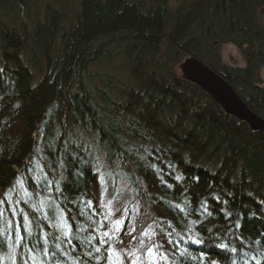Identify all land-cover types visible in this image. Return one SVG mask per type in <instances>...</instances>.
Listing matches in <instances>:
<instances>
[{"label":"trees","instance_id":"1","mask_svg":"<svg viewBox=\"0 0 264 264\" xmlns=\"http://www.w3.org/2000/svg\"><path fill=\"white\" fill-rule=\"evenodd\" d=\"M175 4L0 0V190L9 186L0 191V264H41L32 252L43 240L63 245L62 264H129L135 254L140 260L132 264H161L166 251L169 264H194L179 243L185 233L157 221L167 212L180 227L176 205L188 198L210 206L202 218L208 239L227 235L224 219L247 241L224 243L227 252L239 261L255 253L264 235V208L256 202L264 198L263 180L240 179L237 195L217 204L194 190L211 194L220 190L209 188L217 180L230 186L240 167L264 178V133L225 115L176 68L197 57L264 118V0ZM224 44L240 49L246 67L224 68ZM213 149L228 159L216 178L205 168ZM195 163L206 182L188 181ZM13 175L23 183L8 184ZM183 177L181 190L175 183ZM128 203L132 217L143 211L148 230L126 242L125 225L108 214L110 206L128 214ZM142 234L160 248L135 245Z\"/></svg>","mask_w":264,"mask_h":264},{"label":"bare ground","instance_id":"2","mask_svg":"<svg viewBox=\"0 0 264 264\" xmlns=\"http://www.w3.org/2000/svg\"><path fill=\"white\" fill-rule=\"evenodd\" d=\"M21 46L22 45H20V47ZM190 57H195V56H192V55L188 56L187 58L178 62V65L176 68L177 69L176 75L179 78L185 80L187 83H189L195 87H198L204 94L209 96L211 98V100L214 101L221 108L222 112L225 115H229L230 117L236 119L237 121H239L243 124H246L250 128V130L255 133V131H253L247 123L240 121L238 118L234 117L231 114H228L223 109V107L212 96H210L208 93H206L204 90H202L196 83H194V82H192V81H190V80H188L182 76L180 66L186 61V59H188ZM195 58H197V57H195ZM224 68H231V67L225 66ZM216 73L222 74L220 71H216ZM229 84L235 91H237L232 86L231 83H229ZM220 115H222V114H220ZM256 133H258V132H256ZM32 146L36 147L35 144H33ZM205 150L207 151V149H205ZM206 159L208 160V163L205 165V168L209 169L212 166V170H211L213 172L212 176L215 178L217 176L221 175V169L227 168L228 159L226 160V159H224V156L218 155L215 149H213L212 151H210L208 153V155L206 156ZM29 160L30 159L27 158L26 162H29ZM26 167H27V163L22 169L19 170V172L20 173L23 172V170ZM203 169H204V167L198 163L192 164L188 174L193 172L195 174V179L188 180V181L191 183V182L197 180L196 182H198L201 179L202 182H206L205 178H200L201 177L200 172ZM254 174H256V173H254ZM258 174L256 177V176H253V174H251L249 172L244 173L243 167L242 168L240 167V168H238V171L234 172L233 176L229 177L230 186H227V184L222 183L219 180H217L216 183L209 182L210 183L209 188H212L211 187L212 185H217L218 188H220V190H215V191H213V193L209 194V192H210L209 189L205 188L204 191L194 190V194L199 195L200 193H205V195H210V197L212 196L211 201H214L215 202L214 204H217V203H220L227 198L235 197L237 195L236 190L239 188L238 187L239 180L244 178V179H247L248 182H253V180H255V181H258V180L262 181L263 180L262 182L259 181L260 183L257 185L262 189V191H263L262 193L264 195L263 174L262 173H258ZM173 176H174V174H173ZM224 176L225 177H223V176L222 177L224 179H226L227 178L226 175H224ZM188 178H189V175H188ZM10 181L11 182H8V184H11L14 182L23 183L22 179L19 177V175H17V176L13 175V178H11ZM186 182H187V180H184V177H183L182 180L180 182L175 183V185L178 188H180L181 190H183L186 186ZM255 187L259 189V187H257V186H255ZM8 188H9V186L7 185L6 187H4V190H0V191H2V192L7 191ZM78 196L79 195H77V197ZM30 197L31 196H29L28 198H30ZM73 199H77V198L76 197H67V202H70V200H73ZM256 202L258 203V205H260V207L264 208V198L258 199ZM71 205L74 208L73 212H75L74 210L77 209V207L79 205L78 202H73V204H71ZM178 206H179V209L177 208ZM197 206H198V208H197ZM176 208L179 211L180 227H178V226L176 227L175 221L171 222L170 219H157V221H158V223L168 224L169 225L168 228H170V229L173 228L174 232H177L180 234L185 233L186 239L183 238L182 240L179 241V243L182 242V244L185 245L183 247L184 251H185V256H187L191 260H193L194 264H196V263L197 264H263V262H264V245H262V244L264 241V235L262 237L263 241L260 239L254 241L253 245H257V247H258L257 250L255 251V253H252L249 256H246L242 260L239 261V259L236 255H232V254L227 252L226 244L230 245V242H232V243L234 242L236 245L239 246V245H246L247 241L242 235L232 233L230 231V228L232 226L231 222H228V221L223 219V224H224V227H225L226 232H227L226 236L225 235L221 236V233H219V232L215 233V235H218V236H215L214 238L208 239L205 236L206 232L210 231L209 229L206 230V228L203 225L205 220L202 219L203 217H207V218L210 217L209 215H206V212H204V210L208 211L210 209V206L207 203L206 199L201 198L196 204H194L190 198L186 199L185 201L181 200L176 205ZM116 210L118 212V216L115 218V215H113L111 213V208H109V214H108L109 217L111 218V220L115 219L114 222H116L117 225H119L121 227L123 225H125V227H126V225L128 224V220L130 219V217H132V214H133L132 213L133 212L132 203H128V207H127L128 214H125V211L122 209V207H120ZM226 214L228 215L229 212H226ZM124 215H125V217H124ZM220 217H222V216L220 215ZM43 243L44 244H43L42 250H40L39 252L33 251L32 252L33 256L38 258L41 261L40 262L41 264H62L61 262H59V260H60V257L64 255L62 247H61L63 245L62 244L56 245V242H49V241H45V240H43ZM224 243H226V244H224ZM109 255H110V252L108 251L107 256H109ZM213 258H215V259L210 260ZM28 259H29V257H28ZM110 260H113V259H110ZM160 263L169 264L167 261L166 262L161 261ZM28 264H34V263L31 261ZM115 264H116V261H115Z\"/></svg>","mask_w":264,"mask_h":264},{"label":"water","instance_id":"3","mask_svg":"<svg viewBox=\"0 0 264 264\" xmlns=\"http://www.w3.org/2000/svg\"><path fill=\"white\" fill-rule=\"evenodd\" d=\"M180 70L183 77L212 96L228 114L247 123L253 131L264 133V118L247 105L221 74L195 57L186 59Z\"/></svg>","mask_w":264,"mask_h":264},{"label":"rangeland","instance_id":"4","mask_svg":"<svg viewBox=\"0 0 264 264\" xmlns=\"http://www.w3.org/2000/svg\"><path fill=\"white\" fill-rule=\"evenodd\" d=\"M168 1H169V3L172 4V6L176 5L175 4L176 0H168ZM177 1H179V0H177ZM221 63L223 65H225L227 67H231L233 69L246 67V62H245V59L243 57L242 52L234 44H224L222 46V48H221ZM260 77L263 80L262 87H264V68L260 72ZM110 207H111V213L113 215H115V218H116L118 216V212H117L116 208L113 207V206H110ZM136 211H137V213L135 214V216L130 217V219L128 220V226H126V228L124 230L125 236H127V233H128L126 242L128 240H130V238L135 237L134 235H135L136 232L141 233L143 231L148 230L147 229L148 218H144L145 214L143 213V211L140 208H137ZM159 216L160 217H158V219H168L167 212H165V213H163V215H159ZM111 221L113 222V221H115V219L111 220ZM145 227H146V230L144 229ZM126 229H127V231H126ZM119 232H120V230L117 227V229L113 233L115 235H118ZM145 238H149V240L147 241V240H145ZM154 240H155V237H152V235L146 236V235L142 234V236L136 237V240L134 241V244L136 245L138 243V241H142L143 242L142 248H145L144 251L146 250L148 252L149 249L151 250L152 247L157 246L153 242ZM161 245H162V243H161ZM157 247L160 248V246H157ZM127 254L128 253L125 252V256H127ZM163 254H164L163 259H161L159 262H161V261L166 262V261H171L172 260L173 257H171L169 251H166V253L163 252ZM133 259L140 260L137 257V255L135 254L132 257L128 258L129 264L136 263V260L134 262Z\"/></svg>","mask_w":264,"mask_h":264}]
</instances>
